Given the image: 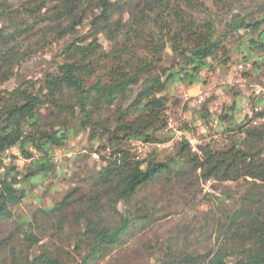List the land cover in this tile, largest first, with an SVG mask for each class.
Here are the masks:
<instances>
[{"label": "trees", "instance_id": "16d2710c", "mask_svg": "<svg viewBox=\"0 0 264 264\" xmlns=\"http://www.w3.org/2000/svg\"><path fill=\"white\" fill-rule=\"evenodd\" d=\"M34 1L39 5L57 3L44 19L49 27L48 45L74 39L62 52L66 62L40 80L38 89L36 83L27 82L7 92L1 103L0 157L19 148L32 162L25 174L15 167L2 173L0 160V227L11 219L12 208L22 200L18 186L52 171L49 161L53 150L65 148L73 138L72 131H88L91 140L99 143V152L110 154L101 158L106 166L91 178L93 188L100 192L79 188L51 210H42L29 228L21 231V240L11 246L9 264H68L71 254L66 261L59 251H43L38 256L32 251L42 243L45 226L61 230L70 219L80 228L74 250L80 264L106 257L134 223L129 214L118 210L120 203H129L143 188L170 175L177 163L194 174L200 171L206 182L242 186L237 199L231 189L223 194V202L230 199L239 206L220 225L215 250L179 255L168 250L163 264H264L263 111L256 110L255 117L244 125L236 117L240 112L237 104L227 107L219 123L231 128L226 131L230 145L220 150L206 145L196 153L183 139L175 158L158 163L138 160L130 148L135 141L147 145L169 141L165 136L166 92L172 85H199L201 74L212 68L220 54H226L229 42H238L243 62L264 63V19L257 17L264 4L253 9L248 0ZM125 14L129 16L126 22ZM115 16L122 21L113 22ZM89 20L90 34L80 36V29ZM0 21L12 25L10 32L0 30L2 84L31 56L15 44L28 30L1 2ZM101 35L112 43L109 51L100 42ZM47 104L54 108L50 121L41 113ZM200 118L205 124L212 121L206 104ZM29 149L41 157L33 160ZM43 219L47 220L45 226L40 224ZM2 255L0 249V264H8Z\"/></svg>", "mask_w": 264, "mask_h": 264}, {"label": "rangeland", "instance_id": "374dc122", "mask_svg": "<svg viewBox=\"0 0 264 264\" xmlns=\"http://www.w3.org/2000/svg\"><path fill=\"white\" fill-rule=\"evenodd\" d=\"M0 2L8 6L14 16L19 18L20 24L28 30L15 44L21 50H28L31 56L15 70L14 77L0 84L1 108L7 92L27 82L36 83L38 89L40 80L56 73L58 65L66 62L62 55L64 48L74 38L47 44L49 27L44 19L46 13H53L57 4L53 1L45 5L36 4L34 0ZM250 4L253 9H257L264 4V0H248ZM257 17L264 19V11ZM120 18L115 16L113 22L117 24L122 21ZM128 19L127 14L123 15L125 22ZM90 27L89 20L80 29V36L90 34ZM10 28L11 22L0 21V30L10 32ZM99 40L106 51L111 49L112 43L104 35L99 36ZM226 46V54H220L212 63V68L201 74L203 81L199 85H172L166 92L169 105L165 136L169 141L153 145L142 141L132 142L130 148L138 160L166 163L177 156L183 139L189 142L196 153H201L200 148L206 145L215 150L223 149L230 145V135L226 131L231 128L227 123L220 124L219 116L227 107L237 104L240 112L236 117L244 125L255 117L256 110L264 112V63L256 66V61L243 62L237 51V41L229 42ZM261 58V55L257 56L258 60ZM204 104L212 117V121L207 124L206 120L200 118ZM53 110L51 104L42 109L45 121L51 120ZM72 135L73 138L65 148L53 150V157L49 161L52 171L46 177L25 180L18 186L22 200L12 208L11 219L0 227L2 261L9 264L11 246L21 240V231L27 230L33 218L42 210H51L70 198V194L79 188L88 193L100 192V189L93 188L91 178L106 166L101 158L109 156L110 151L100 153L99 143L91 140L88 131H72ZM29 150L33 153V160L41 157L34 149ZM0 160L2 173L8 167H15L20 174H25L32 162L25 159L19 148L9 150ZM239 186L214 182L208 184L201 177L200 171L194 174L189 167L175 164L170 175L166 174L143 188L129 203H120L118 210L129 214L134 223L119 245L109 249L106 257L90 264H163L162 260L168 250L178 255L185 252L207 254L215 250L220 225L225 221V216L239 206L234 200L223 202V194H228V189H231L237 199ZM40 217L48 216L44 214ZM46 222L43 219L40 224ZM41 231H44L43 241L32 251L34 256L43 251H59L66 261L68 254L73 255V259L66 263L72 264L75 260L81 263L74 253L80 228L74 224L73 219L61 230L51 227L46 229L45 226ZM34 233L38 234V230L35 229Z\"/></svg>", "mask_w": 264, "mask_h": 264}, {"label": "built area", "instance_id": "2783aa9c", "mask_svg": "<svg viewBox=\"0 0 264 264\" xmlns=\"http://www.w3.org/2000/svg\"><path fill=\"white\" fill-rule=\"evenodd\" d=\"M258 111V110H257ZM262 121H264V120H262ZM254 124H257V122H254ZM211 182H208V184H210Z\"/></svg>", "mask_w": 264, "mask_h": 264}]
</instances>
